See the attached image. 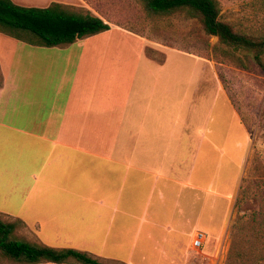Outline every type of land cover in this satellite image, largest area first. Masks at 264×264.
Listing matches in <instances>:
<instances>
[{"label":"crops","instance_id":"0c3cea01","mask_svg":"<svg viewBox=\"0 0 264 264\" xmlns=\"http://www.w3.org/2000/svg\"><path fill=\"white\" fill-rule=\"evenodd\" d=\"M11 1L80 7L110 29L59 47L0 32V203L10 207L1 212L90 215L97 227L74 228L118 229L149 244H162L163 230L186 235L183 214L190 229L210 222L211 182L201 169L222 147L211 139L208 64L175 49L150 58L144 39L98 2Z\"/></svg>","mask_w":264,"mask_h":264},{"label":"rangeland","instance_id":"374dc122","mask_svg":"<svg viewBox=\"0 0 264 264\" xmlns=\"http://www.w3.org/2000/svg\"><path fill=\"white\" fill-rule=\"evenodd\" d=\"M85 1L98 2L111 21L141 36L150 58L162 60L166 51L175 49L208 64L204 88L211 100V139L222 147L217 153L211 150L209 162L198 167L208 173L211 182L210 206L205 209L211 221L204 219L190 229V214H183L178 222L189 224L186 235L163 230V243L149 244L146 239H124L118 229L106 235V230L74 228L76 224L97 227L90 215L79 222L46 214L41 208L29 212L19 206L14 212H1L10 207L0 203V219L16 223L17 239L78 249L106 264H264V70L247 52L233 50L206 34L201 21L185 13L153 15L142 0ZM219 2L223 21L249 35L264 36V0ZM68 7L73 12L83 10ZM194 231L207 236L200 250L191 245ZM0 264L15 263L0 252Z\"/></svg>","mask_w":264,"mask_h":264},{"label":"trees","instance_id":"16d2710c","mask_svg":"<svg viewBox=\"0 0 264 264\" xmlns=\"http://www.w3.org/2000/svg\"><path fill=\"white\" fill-rule=\"evenodd\" d=\"M148 13L168 16L178 12L201 21L204 31L233 50L247 52L264 70V36H252L221 19L219 0H142ZM73 12L53 3L47 8L23 7L11 0H0V32L40 47L73 44L77 39L110 29L90 11ZM237 205V204H236ZM264 220V213L261 214ZM264 223V222H263ZM15 222L0 219V252L15 264H106L88 252L56 248L14 237Z\"/></svg>","mask_w":264,"mask_h":264},{"label":"built area","instance_id":"2783aa9c","mask_svg":"<svg viewBox=\"0 0 264 264\" xmlns=\"http://www.w3.org/2000/svg\"><path fill=\"white\" fill-rule=\"evenodd\" d=\"M207 236L202 232H195L192 237V248L196 250H200L205 244Z\"/></svg>","mask_w":264,"mask_h":264}]
</instances>
